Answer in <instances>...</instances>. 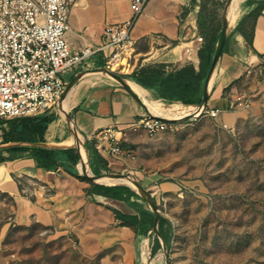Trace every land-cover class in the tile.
Here are the masks:
<instances>
[{"label": "crops", "instance_id": "1", "mask_svg": "<svg viewBox=\"0 0 264 264\" xmlns=\"http://www.w3.org/2000/svg\"><path fill=\"white\" fill-rule=\"evenodd\" d=\"M132 1L77 0L69 16V45L72 48L89 46L94 49L104 45L106 39L103 33L107 25L132 18ZM262 1L239 2V16L228 30L226 51H222L210 81L204 86L207 95L205 111L197 108L202 105L203 99L200 106L169 102L159 98L156 90L139 85L132 76L138 69L148 66L177 70L194 64L197 68L196 54L202 45L196 40L200 36L198 18L201 0L146 1L133 25L135 46L125 69L131 73L120 74L116 72V67H107L104 51L96 52L64 73L62 77L66 83L69 113L65 121L58 119L52 122L45 142L35 146L77 148L79 161L72 171L62 166L56 170L38 168L29 156L0 164V192L13 197L15 222L21 226L39 223L58 234L72 235L84 255L100 254L101 264H166L169 248L154 229L152 236L136 232L132 226L116 219L112 210L139 215L138 208L126 201L90 194L88 190L92 188V183H100L94 181L93 176L103 183H115L107 186L129 187L141 197H132L131 201L152 211L143 201L140 189L126 178L138 182L144 189L152 186L160 193L179 190L176 182L160 180L159 172L165 169L163 163L157 164L158 168L155 162L145 160V152H157V147L152 146L155 142L187 120L207 116L208 109L220 111L213 118L217 124L232 127L250 112L264 106V9L255 20L245 19ZM252 32L250 43L247 37ZM101 68L115 71L123 80L141 87V92H134L128 85L100 71ZM241 95L248 97L249 107H232ZM151 106L158 112L178 107L180 113L160 115L153 112ZM183 108L186 110L183 111ZM141 115L174 121H169L168 130L149 136L144 130L133 131ZM108 128L113 130L120 144L119 154L112 153L110 138L99 135ZM87 142L107 161L108 168H98V175L93 171L92 151L88 149ZM12 145L15 144L4 147ZM3 154L9 156L7 152ZM146 171L150 173L143 176ZM154 236L158 237L161 249L152 254Z\"/></svg>", "mask_w": 264, "mask_h": 264}, {"label": "rangeland", "instance_id": "2", "mask_svg": "<svg viewBox=\"0 0 264 264\" xmlns=\"http://www.w3.org/2000/svg\"><path fill=\"white\" fill-rule=\"evenodd\" d=\"M229 1L206 0L207 12L222 24ZM66 96L46 114L65 121ZM206 115L187 120L152 145L156 153L144 154L156 167L164 164L160 180L180 187L145 189L172 225L169 264H264V106L232 127ZM14 212L13 197L0 192V264H101L102 256L84 255L72 235L18 225Z\"/></svg>", "mask_w": 264, "mask_h": 264}, {"label": "built area", "instance_id": "3", "mask_svg": "<svg viewBox=\"0 0 264 264\" xmlns=\"http://www.w3.org/2000/svg\"><path fill=\"white\" fill-rule=\"evenodd\" d=\"M77 0H0V133L2 121L36 116L50 111L61 101L66 83L62 77L96 52L107 54L106 65L126 69L135 46L132 35L136 18L147 0H133V16L128 21L107 25L106 43L99 48H72L67 40L69 16ZM203 42V37H198ZM248 97L238 96L232 107H249ZM210 117L218 109L206 111ZM169 121L141 115L133 131L149 136L168 130ZM111 140V151L121 152L111 128L99 133ZM98 135V136H99Z\"/></svg>", "mask_w": 264, "mask_h": 264}, {"label": "trees", "instance_id": "4", "mask_svg": "<svg viewBox=\"0 0 264 264\" xmlns=\"http://www.w3.org/2000/svg\"><path fill=\"white\" fill-rule=\"evenodd\" d=\"M205 1L201 0V11L198 18L199 31L202 34L204 42L196 54L197 68L194 64L186 65L177 70H166L161 67L148 66L142 67L132 74L134 80L139 85L146 89L156 90L159 98L169 102H181L185 105L200 106L202 103L204 86L222 28L220 19L214 16L213 12H207ZM263 9L264 1L260 2L245 19L255 20L262 13ZM237 28H239V25ZM247 38L251 43L253 32ZM227 42L224 45L223 52L226 51ZM122 76L126 77L125 75ZM46 112L36 116L17 117L2 121V124H6V127H2L0 145L12 143L15 145L0 148V164L13 162L29 156L35 160L38 168L56 170L62 166L65 170L72 171V168L79 161L77 148L50 149L31 145L33 143L45 142L48 127L56 119L55 115H47ZM86 145L92 151V167L94 173L98 175V168H108L107 161L89 142ZM4 152H7L9 156H5ZM88 192L114 200L129 202L133 207L138 208L139 215H126L112 208L116 219L125 225L132 226L136 232L143 235L152 236L154 234V213L131 201L132 197L140 199L141 197L129 187L92 183V188ZM159 232L166 246L170 248L173 238L172 225L167 218L161 215L159 217ZM160 249L161 243L158 237L154 236L152 254H155Z\"/></svg>", "mask_w": 264, "mask_h": 264}, {"label": "water", "instance_id": "5", "mask_svg": "<svg viewBox=\"0 0 264 264\" xmlns=\"http://www.w3.org/2000/svg\"><path fill=\"white\" fill-rule=\"evenodd\" d=\"M232 1L233 0H230L228 2V4L226 5V8H225V12H224V16H223L222 31H221V35H220L219 41H218V43L216 45V49H215V53H214V56H213L212 64H211V67H210V70H209V73H208V76H207V79H206V85L210 81V78L212 76V73H213L214 69L216 68V65H217V63H218V61L220 59V56L222 54V51H223V48H224V45H225V42H226V38H227V34H228V29H227L226 24H225V13H226V10H227L228 6L232 3ZM99 70L102 71V72H104V73H107L111 77L115 78L121 84H125L123 78L119 74H117L115 71H112V70H110L108 68H101ZM74 81L75 80L71 81V83L68 86V89L72 86V84L74 83ZM66 92L67 91L64 92L63 98L65 97ZM206 105H207V95H206V89H205L204 96H203V103H202V105L200 107H197V108L199 110H201V111H205ZM162 119H164V118H162ZM164 120H166V121H174V119H172V120H170V119H164ZM74 129L76 130V128H74ZM32 145H42V144L33 143ZM0 147H4V145H0ZM126 179L127 180H130V181H132V183L136 184V186L138 187V189H140L139 190L140 195L146 200V202L150 206L152 212L154 213V219H155L154 231L157 234V236L161 239L160 232H159V217H160V212H159L158 208L156 207V204H155L154 200L152 199V197L145 191V189L138 182H136L134 180H131V179H128V178H126ZM93 180L94 181H97V182H100V183H103L96 176H93ZM103 184H105V185H113L115 183H103ZM166 259H167V263L166 264H169L168 254L166 255Z\"/></svg>", "mask_w": 264, "mask_h": 264}, {"label": "bare ground", "instance_id": "6", "mask_svg": "<svg viewBox=\"0 0 264 264\" xmlns=\"http://www.w3.org/2000/svg\"><path fill=\"white\" fill-rule=\"evenodd\" d=\"M241 0H234L227 8L226 10V13H225V24H226V27L227 29L229 30L230 27H232L234 25V23L236 22L237 20V17H238V3L240 2ZM115 67V66H114ZM124 83L126 85H128V87H130L134 92L136 93H140L141 90L140 88L141 87H138L136 84H134L133 82L131 81H127V80H124ZM142 89V88H141ZM144 92V91H143ZM141 95V94H140ZM152 107V110L153 112H158L156 110V108L154 109V106H151ZM60 108H61V112L63 114V116L66 118L67 117V109H68V97L66 96V98L63 100V102L61 103L60 105ZM184 109L186 110V108H183V111ZM165 110V109H164ZM163 110V111H164ZM158 112L160 115H163V114H167V113H180V108L178 107H174V108H171V109H167L166 111L164 112ZM157 113V114H158Z\"/></svg>", "mask_w": 264, "mask_h": 264}]
</instances>
